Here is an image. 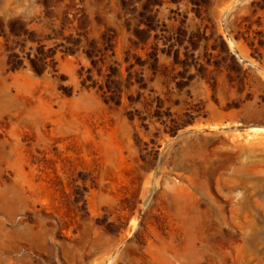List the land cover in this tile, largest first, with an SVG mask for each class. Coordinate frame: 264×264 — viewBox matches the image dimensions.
I'll return each mask as SVG.
<instances>
[{
    "label": "rangeland",
    "instance_id": "obj_1",
    "mask_svg": "<svg viewBox=\"0 0 264 264\" xmlns=\"http://www.w3.org/2000/svg\"><path fill=\"white\" fill-rule=\"evenodd\" d=\"M0 264H264V0H0Z\"/></svg>",
    "mask_w": 264,
    "mask_h": 264
}]
</instances>
